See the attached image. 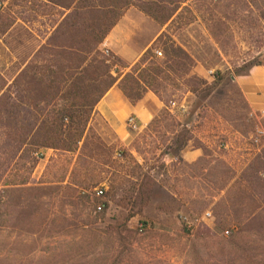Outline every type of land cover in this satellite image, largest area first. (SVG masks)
Listing matches in <instances>:
<instances>
[{
  "label": "rangeland",
  "instance_id": "374dc122",
  "mask_svg": "<svg viewBox=\"0 0 264 264\" xmlns=\"http://www.w3.org/2000/svg\"><path fill=\"white\" fill-rule=\"evenodd\" d=\"M188 5L196 21L179 30L182 20L171 26L170 34L199 69L183 80L168 72L167 92L156 86L160 97L179 102L194 72L208 84L215 82L210 72L220 73L223 80L199 96L191 93L182 123L165 109L148 130L132 132L133 143L126 148L94 115L77 151L42 150L32 174L27 160L15 157L10 129L0 126V264H264V190L244 185L260 169L264 139L255 145L252 137L264 126L248 116L232 83L252 64L264 66V0H189ZM60 12L42 0L0 5L3 24L12 25L0 35V75L7 83L35 60ZM141 32L138 46L151 30ZM101 50L113 60L103 45ZM156 51L163 57L154 52L140 74L167 61L164 51ZM218 117L246 140L219 139V150L206 149L199 132L205 120ZM182 136L189 139L187 147L203 150L198 163H171V157L181 154L171 148ZM242 143L243 149L236 151ZM222 144L229 148L220 149ZM124 150L128 157H121ZM27 178L29 187L46 190L5 192ZM96 182L107 188L101 199L94 195ZM140 192H149L148 198ZM98 205L104 206L100 213ZM207 213L209 221L196 223ZM141 224H146L144 234L138 232Z\"/></svg>",
  "mask_w": 264,
  "mask_h": 264
},
{
  "label": "trees",
  "instance_id": "16d2710c",
  "mask_svg": "<svg viewBox=\"0 0 264 264\" xmlns=\"http://www.w3.org/2000/svg\"><path fill=\"white\" fill-rule=\"evenodd\" d=\"M5 1L7 0H0V5ZM44 1L60 7L63 19L55 23V28L38 51L35 60L11 84L0 75V126L10 129L15 157L27 160L30 165L29 174L38 166L42 150H54L57 153H74L78 150L89 122L96 115V107L114 86L132 104L142 100L147 92H152L169 111L170 104L175 101L171 97L166 100L161 98L156 86L163 87V91L167 92L168 72L183 80L184 75L189 76L192 69H199L170 34L171 26L178 25L182 20L184 21L179 30L196 21L194 12L188 5L189 0ZM131 8L137 9L166 29L130 72L124 74L123 71L127 68L125 64L115 56L112 61L104 58L101 47ZM2 20L3 16H0V35L5 36L12 25H4ZM158 49L164 51L167 61L140 74L145 62L153 58ZM255 66L262 64L254 63L251 68ZM191 77L192 80L184 84L186 90L178 96L177 103L183 99V94L188 92L199 96L211 91L223 80L220 73L213 84H208L204 76L197 72ZM177 88L181 90V87ZM184 127L187 128V125ZM188 143L189 139L182 136L174 142L176 148H171V151L179 154ZM120 155L124 158L129 156L126 150L121 151ZM177 157L178 163L184 164ZM257 163L260 169L244 180L247 189L253 191L264 190V154L258 157ZM73 176L75 172H72L71 177ZM29 181L30 178H27L20 184H13L14 188L5 192L46 190L29 187ZM99 184L96 182L93 185L94 190L98 189ZM78 187L82 188L83 185ZM113 191L114 186L110 193L113 194ZM105 194L106 192L104 196ZM140 195L146 199L149 192H140Z\"/></svg>",
  "mask_w": 264,
  "mask_h": 264
},
{
  "label": "crops",
  "instance_id": "0c3cea01",
  "mask_svg": "<svg viewBox=\"0 0 264 264\" xmlns=\"http://www.w3.org/2000/svg\"><path fill=\"white\" fill-rule=\"evenodd\" d=\"M44 2L48 3L47 1ZM55 7L62 10L60 7ZM62 19L60 17L58 22ZM143 28L150 29L151 33L148 39L138 46V39ZM165 29L166 27L158 25L137 10L130 9L110 32L105 43L109 51L125 64L127 68L123 72L126 74L152 47ZM232 83L236 86L244 101L248 116L255 123L259 122L264 126V119L256 120V116L264 110V66L252 67L247 74L234 77ZM190 97L192 95L188 93L181 105L184 109ZM164 111V103L154 93L147 92L142 100L132 104L118 87L114 86L96 107V117L108 127L124 147L129 148L133 143V135L127 126L128 119L134 117L140 127L138 132L142 133L148 130ZM169 113L179 123H182L184 115L171 111ZM209 120H212V122L210 123ZM209 120L203 122L205 127L199 132V140L206 149L219 150L217 147V140L219 139H227L229 142L234 139L235 141H240V143L246 140L244 135L234 130L219 117ZM195 123L194 120L193 124ZM190 126L187 124V127ZM194 130L196 129L194 128ZM242 149L243 143L236 148V151H241ZM203 156L204 152L201 148L189 145L181 152L179 158L184 164L193 165L198 163ZM174 160H178V157L170 158L171 163Z\"/></svg>",
  "mask_w": 264,
  "mask_h": 264
},
{
  "label": "built area",
  "instance_id": "2783aa9c",
  "mask_svg": "<svg viewBox=\"0 0 264 264\" xmlns=\"http://www.w3.org/2000/svg\"><path fill=\"white\" fill-rule=\"evenodd\" d=\"M103 52L106 54V55H109L110 51L107 47V44L104 42L103 44ZM155 56H157L158 58H162L163 57V53L161 51H155ZM210 75L212 78H216V75L217 74H214V72H210ZM169 110L171 112H175L177 111L178 113H180L181 115H184L186 113V110L184 109V107H182L181 105H179L178 103L176 102H173L170 104V107H169ZM264 119V110L262 112H260L259 115L256 116V120L259 121V120H262ZM127 126L129 127V129L132 131V132H138L140 127L138 126L136 120L134 117H130L127 121ZM264 139V130L260 127L257 128L256 130V133L255 135L252 137V142L255 144V145H258L261 140ZM227 146L225 144H222L220 146V149H226ZM107 188L104 186L102 188H98V189H95L94 190V193H95V197L96 198H102L104 196V193L106 192ZM103 208L104 206L103 205H98L96 207V211L98 213L102 212L103 211ZM211 214L210 213H207L205 214V216L201 219V220H196V223H200V221H209L211 219ZM189 228H191V225H189ZM146 230V225L144 224H141L138 226V232L140 234H144ZM236 228H233L231 231H226L225 232V236H229L232 231H235Z\"/></svg>",
  "mask_w": 264,
  "mask_h": 264
},
{
  "label": "water",
  "instance_id": "95a60500",
  "mask_svg": "<svg viewBox=\"0 0 264 264\" xmlns=\"http://www.w3.org/2000/svg\"><path fill=\"white\" fill-rule=\"evenodd\" d=\"M232 80L234 81V78L232 77Z\"/></svg>",
  "mask_w": 264,
  "mask_h": 264
}]
</instances>
